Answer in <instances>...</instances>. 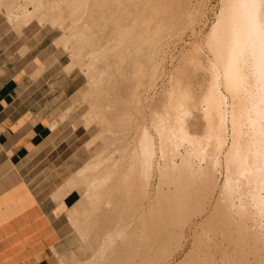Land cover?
I'll list each match as a JSON object with an SVG mask.
<instances>
[{
  "label": "bare ground",
  "instance_id": "6f19581e",
  "mask_svg": "<svg viewBox=\"0 0 264 264\" xmlns=\"http://www.w3.org/2000/svg\"><path fill=\"white\" fill-rule=\"evenodd\" d=\"M75 1L79 2L78 0H75ZM169 1L170 0H167V2ZM229 1H230L231 8H230V12L228 13V18H225L224 21L222 22L221 34L216 35V36L209 34L207 35V37L205 36L206 38H205L204 47L207 49V51H209L211 55V58L209 59V61L208 59L205 58L209 62V65L208 66L206 65L208 68L205 67L207 69L206 71H208V74H209V80H208V84L206 87L207 89H205L206 92L205 93L203 92L204 94L202 93L203 96L200 98V101H197L198 102L197 110L199 109L202 112L203 118L205 119L204 121H206V127H207L205 128L207 129L206 130L207 135L205 137L206 143L201 142L202 140L199 141L198 139L191 137V135L188 132L183 130V126H184L183 115L185 111L187 112V109L185 110V104H183L182 102H180L177 107L179 108L178 110L179 112L177 113V117H176L177 123L179 125L178 126L179 134L182 135L183 139L186 140L188 143L187 147L182 146L183 148L181 150L178 149L176 153L179 154L180 156V163L182 165L187 166V169L190 171V173H192L193 175H202V173L205 172L204 168L206 167H202L201 163H203V161L205 160H208L207 157H209V153L207 152V148L208 146H210L209 142L211 143V148L213 149L212 155H213V164L215 167L216 166L219 167V162H220L219 155L220 154L223 155V160L225 162L224 181L221 185H219L218 183L215 184V187H218V190H219L218 195L216 199L214 198L211 199L210 197H209L210 199L207 198L208 201L206 202L202 201L200 198L198 200V198L194 196L195 192L193 191V187H195L194 185H196L194 183L195 182L197 183V181H195L196 179L194 180V183L192 180V183L194 185L193 184L189 185L191 181L186 179L190 181L189 183H187L189 189L186 190L187 193L184 192L185 194L183 195V197L181 195L180 199L171 201V203L168 204L167 209L165 210L162 209L161 212L159 211V209L158 210L154 209V206L156 205V200H157L156 194H158L159 191L156 194L154 193L155 197H152L149 195V190L152 186L151 185L152 181L155 180L153 172H154V159L157 158V154H158L157 152H159L161 155L159 158H162L161 153L163 151L164 132L163 130H161V125L160 127L157 126L159 125V120L157 121V118H156L158 117L157 114L156 115L153 114V119L150 118L151 121L152 120L154 121L152 123L153 126H151V127H154L155 129L154 134L151 132L152 130L150 131L151 127L149 129V128H144V127L142 128V126H145V123H147L146 114L149 109V106L145 105V103H147L150 96H151V99H153V96L155 95V92H154L155 85L154 84L148 85L146 88L145 87L144 89L142 88L143 89L142 91H138L134 87L138 92H136V90L134 89L135 92H133V94L130 93L129 90H126V91H129L130 93V95L128 93V96L130 97L132 95V97H130L131 98L130 103H129V99H126L128 101V104H130L128 108L125 106H121L123 107V109L127 108V112L126 111L124 112L125 117H126L125 129L115 130L114 128L117 125L113 127V129H109V126L107 124L106 125L107 128L104 130L105 133L106 132L112 133L111 136L110 135L109 137L106 136L108 138L107 139L108 141L106 142L104 141L105 143L103 142L106 145L104 148L107 147V142L109 143V145L113 142H118L117 143L118 146L116 145L115 147L114 145L113 147L116 148L115 152L118 151L120 157H117V158H119L120 160L119 161L112 160L111 158H108V155H105L104 153L99 152L97 154V157H96L97 159L95 161H93L91 164H89L88 166H86L85 168L77 172V174H79V179H82L86 177V172L88 168H93V169L97 168L100 183L104 187V191L102 193H97L96 195L90 192L88 193L86 192L87 202L90 203L89 201H91L90 204L93 203V206H95L96 208V210L94 209L95 213H93V216L91 217V219H93V222L97 228L96 230L97 235L96 234L95 235L99 236L98 238L99 240L97 239V237H94V236H93L94 239L92 237H91L92 239L90 238V240L95 241V242H93L90 245L89 250L93 249L94 251V253L92 252L93 256L94 254L95 256L97 254L101 256L99 258L104 260L101 262L102 264H168L167 262L171 260L170 253L172 252L171 256H173V254L178 250V249H175L176 251L175 250L174 252L171 251L172 249L171 247L174 246L173 243L175 242V238L177 237V239L178 238L180 239L181 237V240H183L182 232L184 231V229L182 228L183 231H181V229L178 228L179 225H180V228L181 226H183L182 223H184V226L186 225L192 226V224H195V223L190 224V222L192 218L193 219L195 218V216L200 218L202 225L201 224L199 225H201L200 226L201 231L202 229L204 230L202 231V233L200 232V235H197V237L194 236L195 239L192 237V239H194L195 241L197 240L198 242L197 244H191V246L195 245L194 248L196 250L195 251L196 256L194 254V257H193V253H190L191 252L190 251L189 259L191 260V262L188 259H186L187 258V254H186L185 259L186 261H189V262H186L185 259H183L185 264L186 263L187 264H257V259H258L257 252L259 249L258 244H261L262 249L264 246V0H229ZM158 2L159 4L164 3V2H160L159 0H118L115 6L116 8L114 9H121L122 12L121 13L115 12L114 14L116 15L117 13V14H121L120 16H122V13H123V15L126 16V13H128V10H130V8L132 7L131 10L133 9L132 10L133 14H128L129 16L131 15L130 16L131 20L129 21L133 22V21H136L138 18H139L138 21H140V18H144L145 16L147 17L148 13L152 15V13L155 10H157L156 8L158 5ZM187 2L189 3V0H177L176 1L177 5H174L175 2H173L172 6H176L177 10L178 9L188 10ZM169 3L171 7L172 2L170 1ZM164 4H167V3H164ZM114 5L115 4H113V6ZM29 7L22 8L21 6L20 8L19 7L17 8L21 9V13L23 17L28 16L30 18H33L37 10L33 9L32 7L31 8ZM70 8H71V5H70ZM67 10L69 12V9ZM75 10L76 11L70 10L69 13L67 12L68 14L64 15L65 19L62 21L59 19L58 21L60 22H58L57 24L62 30L68 32L70 36H72L73 29H74L72 22L74 21L75 17L79 15L78 11H80V10L77 11V9ZM157 11H156V14L158 16ZM132 12H129V13H132ZM101 14L102 13H100V15ZM157 16H154V17H157ZM170 16H172L171 13L169 17ZM169 17L167 16V19H169ZM173 19H174V16L172 17V21H174ZM104 20H101V21H104ZM154 20L156 21V18H154ZM89 21L90 20L86 22L84 21L85 25L83 27L81 26L83 32L86 33V35L89 34L88 31H90V27H91L90 26L91 22ZM119 22H121V18L119 19ZM76 23L78 24V22ZM76 23L74 24L76 25ZM80 24H84V23L82 22ZM145 24L147 25L148 21H146ZM81 28L80 30L78 29L77 31L82 32ZM148 29L150 28L148 27ZM98 30L100 31V29ZM98 30H95V31L97 32ZM136 30H137V33L135 32V29L133 28V26L128 25L126 28L125 27L117 28L116 30L113 31L114 32L113 35H110L111 33L109 34L111 36V38L109 39V42L110 41L112 42H110L108 47L110 46L112 49L114 48L119 51L116 54H117V57L119 58L118 60L121 59V61L123 62L122 65H124V60H127V59L134 64L138 63V61L142 57H144L142 59H145L144 62L146 64V56H148V53L147 55L144 54L145 45H143L144 43L143 39L146 40L148 33L146 31L145 32L146 34H145L144 33L145 30L142 29V27ZM134 33H136V35H134ZM78 34L79 33H77V36H74V35L73 36L79 37L81 35V33L79 34V36ZM143 35H145L146 37L144 38ZM73 36L71 37L72 39L74 38ZM132 36H134L135 38H131ZM71 38L69 37L68 40ZM78 39L80 40V38ZM83 39L84 38H82L81 40ZM195 48L194 50H196L195 52H197L201 50L202 46L198 45ZM114 52L115 51H113V53ZM155 53L150 54V56L154 55V58H155ZM115 57L114 59L117 58ZM147 58L149 59V56ZM114 59H112L113 61L112 63L115 62ZM154 60L156 61V59ZM197 64H198V67L202 69L201 66H199V63ZM84 66L83 68H85ZM88 66H86L85 70L87 69V67L88 68L91 67L90 60H89ZM139 66H142V65L139 63ZM114 68L115 67H113V69ZM116 70L117 72L115 75H118L120 71L118 72L119 69H116ZM138 74H139V71H138ZM121 75L123 76V73H121ZM136 75H137V72H136ZM142 79H141V82H143L144 80ZM97 80H98L97 83L99 84L100 81H102L103 79L99 77V79ZM138 80L139 79H137V81ZM133 81H134V77H133ZM95 83L96 82H94V84ZM106 84L108 85V83ZM116 89H117V86H116ZM123 90L122 91L120 90V93L123 92ZM132 90L133 89H131V92ZM126 91H125V94H126ZM186 93L187 92L185 91L181 93L180 95L181 99H183L184 101H186L187 97L189 96ZM117 94L116 95L114 94V95L118 97ZM125 94L121 93V98L123 95L126 98L127 95ZM116 99L117 98L112 99L113 105H114V100ZM106 103L107 104L105 108L103 109V113L105 111L107 113L105 112L106 114L104 113L102 115L105 119L104 122L107 121L109 123L110 121L107 120L105 116H108V117L113 116L111 112L113 110L116 111L115 108L117 106H115L116 105L115 103L114 105L115 108L110 112L109 107H112V106L109 105L108 102ZM120 103H119L120 105L125 104V103L122 104V102ZM128 104L126 105L128 106ZM120 109H117L116 111L118 115L114 113L115 116L113 117H115L114 118L115 122H118L120 120L123 121V118L121 119L120 117H123L124 115H121L119 117L118 111ZM118 125L120 126V124ZM111 126H113V124L110 125V128ZM119 126L116 128L117 129L120 128ZM228 127H230L229 130H228ZM131 139L133 142L132 145L134 146L136 144L135 145L136 147L135 146L132 147L133 153L130 151L131 155L127 156L129 157V161H128L129 163L127 164L129 165V167L127 168V166H125V168L128 169V172H127L128 178L126 179V181H124L125 179L117 180L118 177H116V179H113L116 181V183L113 184L115 185L114 187L112 185L113 182L109 183L110 175L109 173L106 172V168L108 167L104 169L101 167V165H103V160L105 162L112 161L113 163L112 167L115 171L114 173H112V175L118 174L116 173V171L120 167L119 163L127 159L125 158V155L122 154L124 153L123 151H125L123 148V145L124 143H127L128 141L130 142ZM156 140L158 144L156 143ZM132 142H130V144ZM109 145H108V148L111 147V145L110 146ZM177 146L181 147L179 144ZM127 148H129V146L126 147V149ZM101 151H104V150H101ZM108 153L111 154V152H108ZM211 160H212V157H211ZM205 162L208 163V161H205ZM138 165L139 167H141V170L139 168V171L137 170ZM211 166L212 165H210V167ZM160 169L161 167L155 170H157V172H160L161 174ZM211 169L212 170L209 171L210 174L207 173L208 175H211L213 168L211 167ZM95 171H93V173ZM124 172L126 174V171ZM138 173H139L138 176L141 177L139 182L136 181V176ZM213 175L215 174L213 173ZM123 177H125V175ZM157 177H158L157 182H159V184L163 183L161 180V177L160 176H157ZM189 177L193 179L191 176H188V178ZM202 177H200V180L198 179L197 180L202 182L201 180ZM204 178L206 179L207 176L206 177L204 176ZM86 179L88 178L86 177L85 180ZM204 184L206 183L204 182ZM184 188H186L185 185H184ZM213 190L215 189L213 188ZM197 196H200V195L197 194ZM83 203L84 201L82 200L79 204L80 208H82ZM195 206H198V209H196ZM200 206L202 207L199 208ZM152 218H154V220L155 219L160 220L161 225L157 224V225H160V227L157 226L158 227L157 228L155 226V229L157 228V230H152V228L154 229V227L149 226V224L152 223L149 220ZM153 223L154 225H156V223H159V222L156 221L155 223L153 221ZM210 223H212V225L206 228L207 225H210ZM91 225L90 226L88 225V226L92 227ZM241 225L245 227L244 230L246 229V232L243 231L244 233H247L245 237H241V235L243 234V232H240L242 230ZM197 226L195 227V231L199 232L200 228L196 229ZM176 228H178L180 231L178 229L176 230ZM93 230L95 229H92V231ZM88 232L90 233V231ZM195 234H198V233L195 232ZM95 238L98 241H96ZM189 239H191V237ZM116 240L120 241L119 245L116 244ZM180 243H178L177 245H179ZM185 246L186 245L184 244L183 248ZM174 248H177V247L174 246L173 249ZM168 250L171 251L170 253H168L169 255L166 254ZM180 252L182 253V251ZM192 252H194V250ZM243 254L245 257H243ZM177 256H178V253H177ZM262 261L264 262V260ZM258 262L259 264L263 263L261 262V259L260 261L258 260Z\"/></svg>",
  "mask_w": 264,
  "mask_h": 264
},
{
  "label": "rangeland",
  "instance_id": "374dc122",
  "mask_svg": "<svg viewBox=\"0 0 264 264\" xmlns=\"http://www.w3.org/2000/svg\"><path fill=\"white\" fill-rule=\"evenodd\" d=\"M78 1L79 2H77L75 0H0V12L3 13L6 20L10 24L14 25L17 28H23V27L27 26V24L33 23L38 28H46V29L52 30L53 35L58 37L57 40L54 42V46L57 48H61L63 50V52L66 54V58H64V60H63L64 62L67 63V65L64 68V71L67 74L72 75L71 81L73 83V87H71V90H70L68 107L64 111L60 120L65 121L66 123H68V126H69V130H68L69 131V139H68V141H69V147L70 148H69L68 154H69L70 162L72 159H75V158H78L80 162H79V167L76 169L77 171L76 172L73 171L72 173H70V175H71L75 172L71 177L76 176L75 177L76 180L75 181L69 180V182L67 184V189L69 192L74 190V192L77 193L78 201L74 204L73 207L70 208V210L68 212V216H67V220H68V224H69V252H68V261L65 264H88V263L89 264H102L101 262L104 260L99 258L101 256L98 254L96 256L94 254V256H93V253H94L93 249L89 250L90 245L93 242H95V241L90 240V238L91 237L93 238V236H94V237H97V239H98L99 236H96L97 235L96 234L97 228L93 222V219H91V217L93 216V213H95L96 208H95V206H93V203L90 204L91 201H89L90 203L87 202V195L86 194L88 192H90L94 195H96L97 193H102L104 191V187L100 183L97 168H94V169L88 168V170L86 172V177L88 179H86V180H85L86 177L79 179V174H77V172H79L81 169L85 168L86 166L91 164L93 161H95L97 159L96 157H97V154L99 152H102L105 155H108V158H111L112 160H116V161L120 160L119 158H117V157H120L118 151L115 152V149H116L115 147H116L118 142H113V141H112L113 143L110 142L111 143L110 148H108L109 143L107 142V147H106L107 149L104 148L106 146L104 143L106 141H108L107 140L108 138L106 136L109 137V135L110 136L112 135V133H109V132L105 133L104 130L107 128L106 127L107 124L109 126V129H113V127H115L116 125H117L116 127H118L119 126L118 124H120V126H119L120 128L117 129L115 127L114 128L115 130L125 129L126 117H125L124 112L125 111L127 112V108L130 106V104H128V101L126 99H129V103H130V101H131L130 97H132V95L130 97L128 96L129 91H130V93L133 94V92H135L136 89L138 91H142L144 89V87L146 88L148 85H153V84L155 85V87H154L155 95L153 96V99H151V96H150L149 100H148L149 103H148V101H147V103H145V105L149 106V109H148L147 114H146V122L147 123H145V126H142V128L144 127V128L150 129V127L153 126L152 123L154 122L153 120L151 121L150 118L153 119V114H155V115L157 114V116H158V117H156L157 121L159 120V125H157V126L160 127V125H161V130H163V132H164V138H163L164 144H163V151L161 153L162 158H159L161 155L159 152H157L159 155L157 154V158L154 159V172H153L155 180H153L152 184H151L152 185L151 188L153 187L152 188L153 190L151 188L149 190V195L152 197H155V194L158 193V191H159V193L156 194L157 195L156 199L159 201L156 200V205L154 206V209L155 210L159 209L160 212L162 209L163 210L167 209L168 204L171 203V201L180 199L181 195L183 197V195L185 194L184 192H186V190L189 189L187 183H189L191 181L189 183V185L193 184L195 179H196L195 181H197V183L196 182L194 183L196 185L193 184L195 186V187H193V191L195 192L194 196L196 198H198V200L200 198L202 201L206 202L210 198L216 199V197H217L219 190H218V187H215V184L218 183L219 185H221L224 181V170H225L224 164H225V162L223 160V155L222 154L219 155L220 156L219 157L220 158L219 159V161H220L219 167L218 166L215 167L213 164V155H212L213 149L211 148V143L209 142L210 146H208V148H207V152L209 153V157H207L208 160H205V161H208V163H206L205 161H203V163H201L202 167H206V168H204L205 172H203L202 175H193L192 173H190V171L187 169V166L182 165L180 163V156H179V154L176 153V151L178 149L181 150L183 148L182 146H185V147L188 146L187 141L184 140L182 135L179 134V127H178L179 125L177 123L176 117H177V113L179 112L178 111L179 108H177V107H178L179 103L182 102L183 104H185V110L187 109V112L185 111V113L183 115V117H184L183 118L184 119L183 130L188 132L191 135V137L196 138L199 141L202 140L201 142L206 143L205 142L206 141L205 137L207 135L206 134L207 129H205V128H207L206 127V121H204L205 119L203 118L202 112L199 109L197 110V108H198L197 107L198 106L197 101H200V98L206 92L205 89H207L206 87H207L208 80H209V74H208V71H206L207 70L206 68H208L207 67L209 65L208 61L211 58V55H210L209 51H207V49L204 47L205 46L204 45L205 44V38L209 34H211L213 36L221 34L222 22L224 21L225 18H228V13L230 12L231 6H230L229 0H189V3L187 2L188 10H186V9H178L177 10L176 6H172L173 2H175L174 5H177V3H176L177 0H170L172 2L171 7H170V3H169L170 1L167 2V0H165L166 1L165 2L164 0L163 1L159 0L160 2L167 3V4H164V3L159 4V2H158L156 9L159 12L157 10H155L154 11L155 13L153 12L152 15H150L148 13L147 17L145 16L144 18H140V21H138L139 18L137 17L138 19L136 21L130 22L129 20H131V17H130L131 15L129 16L128 14H133V12H132L133 9L131 10L132 7L130 8V10H128V13H126V16L123 15V13H122V16H120L121 14H117V13H121L122 10L121 9H114V8H116L115 6H116V3L118 0H114V1L113 0H81V1L78 0ZM113 4H115V5L113 6ZM70 5H71L72 9L70 8ZM21 6H22V8H26V7L30 6L29 8L32 7L33 9H36L37 12L33 16V18H30L28 16L23 17L22 13H21V9H19ZM112 6H113V8H112ZM17 7H19V8H17ZM76 7H78V8H76ZM83 7H85V8H83ZM108 7H109V9H108ZM67 9H69V12H70V10L76 11L75 9H77V11L80 10V11H78L79 15H77L75 17L74 21L72 22L73 28L75 29V30L73 29L72 36L73 35L77 36V33H79V34L81 33V35L79 36V34H78L79 37L73 36L74 37L73 39L71 38L72 36H70V34L68 32L62 30L57 25L58 22H60L58 20L59 19L61 21L64 20L65 19L64 15H67L69 13ZM156 11L158 13V16L156 14ZM80 12H82V13H80ZM115 12H117L116 15L114 14ZM129 12H132V13H129ZM165 12L166 13L169 12V13L166 14ZM100 13H102V14L100 15ZM170 13L172 16L169 17ZM153 15L157 16V17H154ZM166 15L169 17V19H167ZM84 16H86V17H84ZM104 16H105V18H104ZM173 16H174V19H173L174 21H172ZM116 17H118V18H116ZM119 17L121 18V22H119V19H120ZM154 18H156L157 22L154 20ZM170 18H171V20H170ZM180 18H181V20H180ZM141 19H143V20H141ZM162 19H163V21H162ZM88 20H90L89 22H91L90 23L91 27H90V31H88L89 34L86 35V33L83 32L81 26L83 27L85 25V22ZM101 20H104L105 22L101 21ZM146 21H148L147 25L145 24ZM178 21H179V23H178ZM76 22H78V24ZM82 22L84 24H80ZM154 22H156V23H154ZM74 23H76V25ZM98 23H99V25H98ZM96 25H97V27H96ZM128 25L133 26L136 33H137L136 29L141 28V27H142V29L145 30L144 33L146 31L148 33L147 34L148 38L145 35H143L144 38L146 37V40L143 39L144 43H146V44L143 43V45H145L144 46V48H145L144 54L147 55V53H148V56H149V59L147 58L148 56H146L147 66L144 62L145 59H142L144 57L141 58L142 60L141 59L139 60L140 62L138 61V63H135V64L130 62L128 59L124 60V65H122L123 62L121 61V59L118 60L119 58L117 57V54H116L119 51L114 49V48L112 49L110 46L108 47L110 42H112V41L109 42V39L111 38L110 35L114 34L113 31L119 27H121V28L125 27L126 28ZM167 26H168V28H167ZM148 27L151 30L148 29ZM80 28H81L82 32L77 31L78 29L80 30ZM98 29H100V31ZM95 30H98L97 31L98 33ZM154 30H156V31H154ZM149 31H150V33H149ZM107 32H109V33H107ZM136 33H134V35H136ZM69 37L72 40L71 39L68 40ZM81 37L84 39L81 40L82 39ZM78 38H80V40ZM131 38H135V37L132 36ZM147 39H148V41H147ZM198 45L199 46L201 45L202 48H204V49L201 48L202 51L200 50V51L195 52L196 50H194V48ZM148 50H149V52H148ZM113 51H115L114 52L115 54L113 53ZM156 51H158V52H156ZM154 53H155V58H154V55L150 56V54H154ZM110 56L112 59H114V57L116 56L117 58L116 57L115 58L119 62H117L116 59H114L115 62L112 63L113 61L110 58ZM202 56H204V57H202ZM152 57L154 59H156V61ZM205 58L208 59V61ZM89 60L91 63L90 68H88L89 67L88 66ZM85 61L88 63H86ZM147 61H149V62H147ZM83 63H84V65L86 63V65L84 66ZM139 63L142 66H139ZM197 63H199V66H201V68L203 70L200 69V67H198ZM204 64H205V66H204ZM129 65H131V66H129ZM83 66L85 68H86V66H88V67L85 70V68H83ZM113 67H115L116 69H119L118 72L120 71L121 73H123V76L121 75L120 72L118 73V75H115L117 70L114 68L116 70L115 71L113 69ZM121 67H122V69H121ZM130 68H132L133 70ZM139 69H141V70H139ZM124 70H126V71H124ZM138 71H139L140 76L138 74ZM134 72H135V74H134ZM136 72H137V75H136ZM201 74H202V76H201ZM137 76H139L140 78L142 76V78L144 79L143 80L141 78L143 80V82H141V79ZM99 77L101 79H103L102 80L103 82L100 81V83L98 84L97 79H99ZM133 77H134V81H133ZM137 79H139V80L137 81ZM94 82H96V83L94 84ZM106 83H108V85ZM113 83L115 84V86ZM131 84H133V85H131ZM130 85H131V87H130ZM140 85H142V86H140ZM116 86H117V89H116ZM118 86H120V87H118ZM122 87L123 88L125 87L124 90ZM131 89H133L132 92H131ZM120 90L121 91L123 90V92H121L123 94H125L126 90H129V91H126V94H125L129 98L127 96L125 98V96L123 95L122 98H124V99H122ZM137 90H136V92H138ZM185 91L187 92L186 94L189 95L187 97L186 101H184L180 97L181 93H183ZM130 93H129V95H130ZM114 94L115 95L117 94L118 97H116ZM113 98L118 99V100L116 99L117 101L114 100V105L116 103L115 106H117L116 108L112 104ZM119 99H120V101H119ZM124 100H126V101H124ZM105 101L108 102L109 105L112 106V107H109L110 110L107 109L110 112L114 108L116 109V111H117V109L121 108L118 111L119 117L121 115H124L123 117H120L121 119L123 118L124 122L122 120H120L121 122L118 121L119 123L114 121L115 117H113V116H115L114 115V113H116L115 110H113L115 112H113V111L111 112L113 114V116H110V117L105 116L106 119L109 120L110 122L109 123L107 121L104 122L105 119H104L102 114H104L106 112L105 111L103 113V109L105 108V106L107 104ZM117 102H118V104L120 102H122V104L123 103H125V104L120 105L121 104L120 103L119 104L120 107H119ZM195 103H197V104H195ZM126 104H128V106ZM121 106H125L127 108H124L125 109L124 110L123 107H121ZM110 112H108V113H110ZM116 114L118 115V113H116ZM147 115H148V117H147ZM109 124L110 125L113 124V126H111V128H110ZM121 127H123V128H121ZM229 129H230V127H228V130ZM154 130H155L154 127H151L150 131L153 134H154ZM104 137H105V139H104ZM130 142H132V139ZM130 142L128 141L127 143H124V145H123V148L125 151H123L124 153H122V154L125 155V158H127V159L123 160L119 163L120 167L118 169L121 171L123 169L122 172L117 169L116 173H118V174L112 175V173L115 172L113 167H112V164H113L112 161L105 162L103 160V165H101V167L104 169L106 167H108V168H106V172L109 173V175H110L109 183L113 182L112 185L116 183V181L113 180V179H116V177H118L117 180L118 179H122V180L125 179L124 181H126V179L128 178V174H127L128 169L127 168L129 167V165H127V164L129 163L128 162L129 157H127V156L128 155L130 156L131 152L133 153L132 147H134L136 145L135 144L133 146L132 145L133 142L131 144H130ZM73 143H76L77 145L72 146ZM156 143L158 144L157 140H156ZM178 144L181 147L177 146ZM114 145H115V147H113ZM127 145L129 146V148L126 149V147H128ZM76 146L78 147V150L75 149ZM100 149L104 150V151H101ZM210 150H211V152H210ZM108 152H111V154ZM211 157H212V160H211ZM209 158H210V160H209ZM121 163L124 166H122ZM206 164L209 167H207ZM210 165H212L211 167L213 168V171L211 172V175H208V174H210L209 171L212 170ZM125 166H127V168H125ZM160 167H161V169H160L161 174H160V172H157V170H155V169L160 168ZM139 168L141 170V167H139V165H138V167H137L138 171H139ZM95 169H96V171H95ZM125 169H127V170H125ZM93 171H95V172L93 173ZM124 171H126V174ZM123 173H124L125 177H123L124 176ZM213 173L215 175H213ZM138 175H139V173L136 176L137 182H139L140 178H141ZM156 175L161 177V180L163 182V183H160L161 185L159 184V182H157L158 177ZM188 176H191L193 179H191L190 177H189L190 178L189 179ZM204 176L205 177L207 176V178L205 179ZM200 177H202V179H201L202 182L198 181V180H200ZM211 177H213L214 179ZM186 179H188L190 181H188ZM185 180H186V182H185ZM192 180H193V183H192ZM215 181H216V183H215ZM174 182H175V184H174ZM204 182L206 184H204ZM198 183H200L201 185ZM181 184H183V185H181ZM175 185H177V186H175ZM184 185L186 188H184ZM113 186L115 187V185H113ZM158 186H160L161 188ZM213 188L215 190H213ZM173 189H174V191H173ZM195 190L196 191L199 190V191L196 192ZM212 190H213V192H212ZM197 194L200 196H197ZM202 196H203V198H202ZM82 200L84 201V203L82 205V208H80L79 204ZM199 205H201V204H199ZM78 207L80 210L78 209ZM195 207H196V209H198V206H195ZM201 207L202 206H200L199 208H201ZM191 218H190V220H191ZM198 218L199 217H196V216L194 219L192 218L190 224L195 223V224H192V226L191 225L184 226V223H182L183 226H181V228H180V225H179L178 228L181 229V231H183V229H184V231L182 232V234H183L182 239L184 241L181 240V237H180V239L179 238L177 239V237L175 238V242L173 243V245L177 248L173 249L174 246H172L171 251L174 252L175 249L179 250V248H180V250L179 251L175 250L178 253V256H177L176 252L173 254V256H171L172 252L169 250L167 251V253H166L167 255H169L168 253L171 252L170 253V259L171 260L167 262L168 264H179V262H180V264H181V262H182V264H185L183 259L186 258V254H187L186 259H188L191 262V260L189 259L190 258V254H189L190 251H191L190 253H193V257H194V254L196 256V253H195L196 250L194 248L195 245L191 246V244H197L198 243L197 240L196 241L194 240L195 239L194 236L197 237V235H200V232L202 233V231L204 230V229H202V231H201L200 226L202 224H201L200 218L199 219ZM152 219H150L149 221L152 223H153V221L155 223L157 221L159 223H156V225H154V223L153 224L150 223L149 226L154 227V229L152 228V230H157V228L160 227V225H161L160 220L155 219L156 220L155 221L154 218H152ZM91 224H93L94 226ZM157 224H160V225H157ZM196 224L197 225L201 224V225L197 226ZM88 225L89 226L91 225L92 227H89ZM211 225H212V223H210V225H207L206 228L210 227ZM155 226L156 227L158 226V227L155 229ZM196 226H197L196 229L200 228L199 232L195 231ZM241 226H242L241 227L242 230L240 232H243V231L246 232V229L244 230L245 227L243 225H241ZM178 228H176V230ZM92 229H95V230L92 231ZM87 230L90 231V233ZM195 232H197L198 234H195ZM91 234H93V235H91ZM243 234H242L243 236L241 235V237H245V235H247V233H244V232H243ZM190 237H191V239H189ZM192 237L194 239H192ZM95 240H96V238H95ZM98 240H96V241H98ZM179 241L182 243H180ZM178 243H180L181 245L180 244H179L180 246L177 245ZM116 244L119 245L120 241L116 240ZM184 244L186 246L183 248ZM258 245H259V249L257 252V255H258L257 264H259L258 260L260 261V259H261V262H263L262 260H264L263 259L264 258V254H263L264 251H262V250H264V246L262 249L261 244H258ZM193 250H194V252H192ZM180 251H182V253ZM175 254H176V256H175ZM241 256H242V254H241ZM95 257H97V258H95ZM243 257H245L244 254H243ZM259 257H260V259H259ZM99 259H101V260H99ZM186 259H185V261H186ZM191 259H193V258H191ZM174 261H175V263H174ZM189 261H186V262H189ZM261 264H264V262Z\"/></svg>",
  "mask_w": 264,
  "mask_h": 264
},
{
  "label": "crops",
  "instance_id": "0c3cea01",
  "mask_svg": "<svg viewBox=\"0 0 264 264\" xmlns=\"http://www.w3.org/2000/svg\"><path fill=\"white\" fill-rule=\"evenodd\" d=\"M57 38L0 12V264L68 261L67 216L78 195L67 184L80 161L70 162L60 120L73 83Z\"/></svg>",
  "mask_w": 264,
  "mask_h": 264
}]
</instances>
